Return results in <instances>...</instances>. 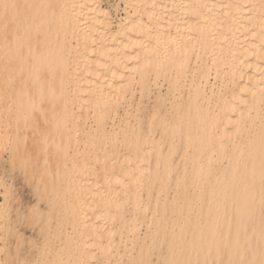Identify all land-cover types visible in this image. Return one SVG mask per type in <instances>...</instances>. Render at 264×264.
Listing matches in <instances>:
<instances>
[{
    "label": "bare ground",
    "instance_id": "obj_1",
    "mask_svg": "<svg viewBox=\"0 0 264 264\" xmlns=\"http://www.w3.org/2000/svg\"><path fill=\"white\" fill-rule=\"evenodd\" d=\"M90 1L0 0V161L47 207L25 220L40 258L15 264H264V0H125L116 27ZM172 70L183 103L107 129Z\"/></svg>",
    "mask_w": 264,
    "mask_h": 264
},
{
    "label": "rangeland",
    "instance_id": "obj_2",
    "mask_svg": "<svg viewBox=\"0 0 264 264\" xmlns=\"http://www.w3.org/2000/svg\"><path fill=\"white\" fill-rule=\"evenodd\" d=\"M34 1L35 4L39 7L47 6V12L49 13H53V10L56 11L57 9L60 11L64 6L63 5L64 0H52L51 5H49L45 0H34ZM83 1L84 4L86 3L88 4L90 0L89 1L87 0L88 2L86 0ZM159 1L162 2L161 0ZM164 1L165 0H163V2ZM90 2H92V0ZM126 2L127 1L125 0H100L101 3L100 5L102 9H104L105 12L108 13L111 22H113V25L115 27L118 26L121 22H123L122 20L126 17L127 11L133 10L132 8H130L131 5L128 4V2L127 3ZM178 2H184V0L165 1V11H169L166 8L171 6L170 9L172 10V12L176 13L177 9L175 8L173 9V7L174 5L176 7V4ZM87 4H86V8L88 9ZM83 10H85V8ZM84 16L86 17L88 16L91 18V16L89 15H84ZM143 18L145 19V17ZM93 19L94 17L92 18V20ZM94 20L97 19L95 18ZM60 33L63 34V31L60 30ZM64 35L67 37V39L70 38L69 34H64ZM66 42L70 44L71 40H66ZM71 53L73 56H75V50H71ZM196 69H197L196 58H192L187 70L188 76L190 78L195 76ZM176 73H177L176 70L169 71L167 73V80H164L161 77L155 79V76L151 74V76H149L146 80L145 91H142L140 85L137 83L134 97L131 100L130 106L127 105L124 109L121 110L120 115L114 121V123L109 121L107 125V129H109V131H112L113 129L120 131V129L125 125L126 122H129L132 125L139 123V128L141 129V133H146L147 128L149 127V119L152 116V113L159 112V116L163 117L166 110H169L170 108V102H174L176 104L183 103L184 99L187 97L190 83L188 80L185 81L183 80V82L178 84V86L176 87V91H174L173 93L175 97H173V94L169 92L170 89L169 87L175 81L177 75ZM168 93H169V97H167ZM159 98H163L161 100L169 98V101L167 102L168 106H162V103L159 100ZM157 135L158 134H156V136ZM5 159L7 161L8 157H5ZM0 162H1L0 165H2L3 163H5V160L3 161L1 160ZM4 165L0 166V178H1L0 201L1 202L4 201L3 195H1V193L3 194V192H5L4 190L6 189L10 191L9 194L11 195L10 196L11 200H9V203L7 204L8 207L7 211L6 209L4 211L6 212L5 214H10L9 216L10 218L8 219L7 223H8V228L10 227L13 231L12 235L13 234L14 235L11 236V234H9V237L5 236L6 237L5 239L4 237L5 230H3V226L5 229L6 224L5 225L0 224V251H2L4 248L2 250L1 248L5 246L6 249H8L7 251L6 249H4L5 251L0 252V264H15V262H21L23 261V259L31 262L34 257L40 258V254H42L45 244L44 238L42 236L44 232H40L39 229L42 230V228H44V224L42 223V221H40L39 224L36 226V228H34L33 230L32 229L33 227L26 224L25 220L31 221V219L27 216H30L29 213L30 211H33L32 209L34 208L32 207L36 202L39 203L40 207L43 208L44 211L45 208L47 207H45V203L43 205L42 204L43 202L42 203L38 202V199L37 197H35L32 188H30V185L24 178L26 176H23V174H21L20 171H19L20 174H18V170L11 169L8 161ZM3 167L6 168L4 169ZM2 168L3 171L1 170ZM172 195H173V191L170 192L169 198H171ZM34 206H36V204ZM21 216L24 217L23 218L24 222H20L23 220ZM2 231L4 234L2 233ZM146 232H147V226L143 224V226L141 227V235L144 236ZM49 233L54 234V230L50 231ZM32 234L35 236H33ZM128 241H130L129 238L125 237L126 245H129ZM164 248L161 249V253L166 252ZM153 253L155 254H152L153 256H151L152 259L149 264H168V262L165 260V256H163V258H160L158 256L159 252L154 251Z\"/></svg>",
    "mask_w": 264,
    "mask_h": 264
}]
</instances>
